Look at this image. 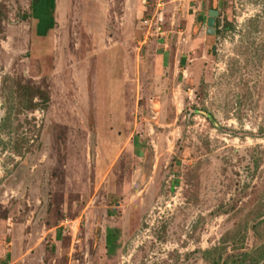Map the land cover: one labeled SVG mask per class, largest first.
<instances>
[{
	"label": "rangeland",
	"instance_id": "obj_1",
	"mask_svg": "<svg viewBox=\"0 0 264 264\" xmlns=\"http://www.w3.org/2000/svg\"><path fill=\"white\" fill-rule=\"evenodd\" d=\"M32 1L0 0V264L264 262V0Z\"/></svg>",
	"mask_w": 264,
	"mask_h": 264
},
{
	"label": "crops",
	"instance_id": "obj_2",
	"mask_svg": "<svg viewBox=\"0 0 264 264\" xmlns=\"http://www.w3.org/2000/svg\"><path fill=\"white\" fill-rule=\"evenodd\" d=\"M39 2H42L43 3L42 4L43 7L47 5V6H49V8H52V0H33L32 1V5L34 7H36V8H38V7L41 6V4ZM36 8L35 9H32L35 15H37L40 12V10L39 9H36ZM49 8H48V11H46V8H44V10L42 12L45 15L44 17L47 18L46 20H49L50 21V18H48L49 17L48 16L49 15L48 13L50 12V9ZM46 15L48 17H46ZM46 20H44V18H43V21L42 22H45Z\"/></svg>",
	"mask_w": 264,
	"mask_h": 264
},
{
	"label": "built area",
	"instance_id": "obj_3",
	"mask_svg": "<svg viewBox=\"0 0 264 264\" xmlns=\"http://www.w3.org/2000/svg\"><path fill=\"white\" fill-rule=\"evenodd\" d=\"M143 1H145V0H143ZM152 17L153 16H151L150 19H144L143 20V23L146 24V28H147L146 31L147 32L149 31L150 33L154 32L155 34L162 35L163 31L160 28V23L158 22V20H154L152 22V20H151ZM147 22H148V24H147Z\"/></svg>",
	"mask_w": 264,
	"mask_h": 264
},
{
	"label": "water",
	"instance_id": "obj_4",
	"mask_svg": "<svg viewBox=\"0 0 264 264\" xmlns=\"http://www.w3.org/2000/svg\"><path fill=\"white\" fill-rule=\"evenodd\" d=\"M207 14H208V16L206 18L205 24L208 28L213 29V27L216 24V22L214 21V18H213L216 15V10L215 9H209ZM257 264H264V262H260Z\"/></svg>",
	"mask_w": 264,
	"mask_h": 264
}]
</instances>
